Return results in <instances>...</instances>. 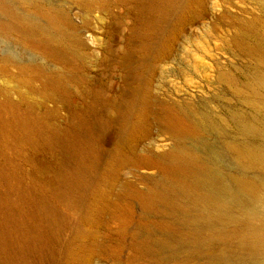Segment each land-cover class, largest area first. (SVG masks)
Masks as SVG:
<instances>
[{
    "label": "rangeland",
    "instance_id": "374dc122",
    "mask_svg": "<svg viewBox=\"0 0 264 264\" xmlns=\"http://www.w3.org/2000/svg\"><path fill=\"white\" fill-rule=\"evenodd\" d=\"M167 1L148 10L140 0H45L80 29L66 32L67 40L77 41L68 47L66 41L52 40L48 58L0 36V171L10 175L7 185L0 184V219L13 215L15 222L33 220L32 207L25 206V212L13 205L15 199L20 201V189L55 208L61 233L59 244L48 248L55 255L52 264L154 262V255L138 259L137 246L153 243L161 231L152 222L149 228L139 222L158 219L159 205L146 209L134 198L130 214L105 211L95 224L84 221L99 198L110 204L122 200L128 190L143 191L151 181L164 180L160 165L146 162L123 166L107 176L114 158L108 155L117 143L128 154L148 157L178 142L197 151L210 169H238L225 147V134L238 136L231 117L243 109L233 84L243 77L241 34L247 21L264 22L262 0ZM12 3L22 12L24 5L18 0ZM181 16L186 18L183 23ZM7 18L0 11V20ZM40 37L35 32L28 39ZM158 48H163L160 57L154 55ZM24 63L36 70L20 71ZM53 79L59 80V88L50 84ZM102 100L113 104V121L104 129L99 126L105 114ZM126 104L132 106L133 120L139 119V108L145 109L140 136L128 144L124 141L128 128L122 120L128 112ZM166 105L191 109L207 130L175 134L159 115ZM30 115L72 135L71 139L78 132L99 146L100 168L85 165L88 194L83 196L79 189L60 194L59 177L72 170V159L64 149L36 141L35 133L23 137L16 133ZM85 117L91 134L81 130ZM107 157L110 162L105 166ZM82 198L83 205L78 203ZM67 243L78 251L76 258H62Z\"/></svg>",
    "mask_w": 264,
    "mask_h": 264
},
{
    "label": "bare ground",
    "instance_id": "6f19581e",
    "mask_svg": "<svg viewBox=\"0 0 264 264\" xmlns=\"http://www.w3.org/2000/svg\"><path fill=\"white\" fill-rule=\"evenodd\" d=\"M18 1L24 5L22 12L16 11L12 0H0V11L8 17L0 20V36L13 38L17 45L44 58L52 56V40L66 41V47L77 43L65 38L68 30H80L65 14L46 4L45 0ZM140 1L146 3L148 10L162 6L159 5L161 0ZM262 5L264 7V0ZM180 21L183 23L186 18L181 16ZM35 32L41 37L29 40L28 36ZM240 46L245 60L243 77L241 82L233 81V84L243 109L231 117L238 136L231 132L225 134V147L235 159L237 170L210 169L197 151L178 142L148 157L128 154L117 143L108 155H114L115 160H111L113 167L105 172L107 176L114 175L123 166H139L144 162L160 165L163 173L164 180L151 181L143 191L128 190L122 200L104 204L99 198L84 216V221L95 224L105 211L110 214L115 211V215L117 212L130 214L134 198L146 209L159 205L161 216L156 220H141L139 225L149 228L152 222L161 231V237L153 243L148 241L138 245V259L154 255L152 264H264V22L247 21ZM162 49L158 48L154 55L162 56ZM19 69L32 72L36 66L24 63ZM51 81L50 84L59 88L58 79ZM102 103L105 114L99 119V126L104 129L113 121V104L109 100H102ZM125 108L128 112L122 120L128 128L124 136L128 144L140 136L145 109L139 108V119L133 120L132 106L126 104ZM159 115L177 135H197L207 130L203 119L195 117L191 109L166 105ZM82 122L81 130L91 134L89 119L85 117ZM20 128L16 133L21 137L35 133L36 141L50 148H62L72 159V170L59 177L61 195L67 196L75 189L81 190L83 196L88 194V187H84L86 167L100 168L98 145L94 146L78 132L71 139L72 135L70 137L44 121L39 123V118L34 115L26 116ZM108 157L105 166L110 162ZM77 167L82 169L75 172ZM9 178L8 173L0 171L1 185H7ZM19 191L20 201L15 199L13 205L25 212V206L32 207L33 220L25 224L19 222V218L15 222L13 215L0 219V264H52L55 255L48 248L59 244L60 215L55 208L41 203L22 189ZM83 202L84 198L78 203L83 205ZM60 253L62 258L78 255L68 243Z\"/></svg>",
    "mask_w": 264,
    "mask_h": 264
}]
</instances>
